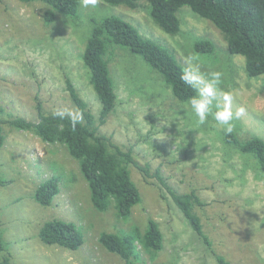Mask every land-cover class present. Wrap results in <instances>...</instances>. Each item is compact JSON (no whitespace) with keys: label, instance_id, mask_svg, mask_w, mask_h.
<instances>
[{"label":"rangeland","instance_id":"rangeland-1","mask_svg":"<svg viewBox=\"0 0 264 264\" xmlns=\"http://www.w3.org/2000/svg\"><path fill=\"white\" fill-rule=\"evenodd\" d=\"M49 9L41 1L0 0V119L6 135L0 152V232L5 246L1 260L7 258L8 264H126L99 244V236L137 229L143 234L150 217L163 233V248L152 256L137 242L139 256L133 264H218L154 176L159 169L178 193L194 189L200 195L205 206L196 212L217 254L232 264H264V173L257 161L227 145L223 127L211 116L200 124L189 103L178 102L159 72L142 57L125 48L115 50L110 70L118 104L100 127L123 149H132L139 165L149 166L153 175L146 180L130 166L142 201L128 218L120 217L114 206L107 212L94 207L78 162L63 146L45 143L8 123L15 118L37 122L39 101L46 114L77 115L67 90L68 78L99 118L101 103L82 57L93 20L110 16L124 19L144 37L169 47L182 65L198 67L205 79L211 72H220V88L233 94L232 112L244 109L233 121V131L240 138L264 139L262 79L249 77L245 59L231 55L220 30L189 7L178 12L181 31L177 35L165 33L146 6L132 10L97 0L95 7L85 8L80 3L77 19L58 15L46 24ZM200 39L213 42L216 51L199 54L194 45ZM223 103L217 95L215 106ZM52 177L60 179L59 193L45 207L34 194ZM53 219L74 223L83 234V245L72 251L43 243L40 230Z\"/></svg>","mask_w":264,"mask_h":264},{"label":"trees","instance_id":"trees-1","mask_svg":"<svg viewBox=\"0 0 264 264\" xmlns=\"http://www.w3.org/2000/svg\"><path fill=\"white\" fill-rule=\"evenodd\" d=\"M24 3L41 1L50 9L44 15L45 23L56 21L58 15L77 19L81 0H20ZM111 6H126L138 10L146 6L152 20L165 32L177 35L181 31L178 12L189 7L195 14L210 21L222 33L228 52L245 59L246 71L251 78H261L264 91V0H101ZM125 48L131 54L142 57L154 70L158 71L172 95L178 102H188L195 96L196 90L185 85L182 73L188 69L177 59L175 53L167 46L144 37L129 22L117 16L94 19L91 34L83 53L84 67L89 73L98 101L101 103L99 118L92 112L90 104L85 101L74 83L66 80L67 90L79 119L72 123L70 112L63 118L45 113L38 102V121L31 122L23 118L8 121L9 125L19 131L34 133L43 142L61 145L79 164L80 172L86 180L94 207L100 212H107L112 206L122 218L131 216L142 196L133 181L130 166H135L147 180L153 175L149 166H141L133 156L132 149L125 150L116 144L112 137L101 133L118 104L115 83L111 75L110 62L115 50ZM199 54H211L216 46L209 40L200 39L194 45ZM199 87V85H197ZM76 113L72 115L75 116ZM224 142L239 150L242 154L253 157L264 173V139L252 135L240 138L236 131L223 132ZM6 143L3 123L0 119V152ZM166 187L174 203L182 211L192 229L206 247L211 250L218 264H232L212 248V242L204 231L197 207L205 203L196 190L178 193L167 185L158 169L154 175ZM60 179L52 177L41 183L34 194V199L45 207H50L59 193ZM147 228L142 234L140 229L133 233L117 234L103 232L98 242L109 253L117 254L126 264H133L139 256L137 242L152 256L163 248L164 237L159 224L148 218ZM40 238L47 245H56L67 250H77L83 245L82 232L72 222L59 219L49 220L40 230ZM5 249L0 232V255ZM4 258L0 264H8Z\"/></svg>","mask_w":264,"mask_h":264},{"label":"clouds","instance_id":"clouds-1","mask_svg":"<svg viewBox=\"0 0 264 264\" xmlns=\"http://www.w3.org/2000/svg\"><path fill=\"white\" fill-rule=\"evenodd\" d=\"M97 0H81L82 7H95ZM222 74L220 72H211L210 78L205 79L199 72V68L186 69L182 75L181 80L185 85L192 87L196 90V95L193 96L189 101V105L198 117L199 123L204 124L209 116L223 127L225 133H232L234 130V120L239 119L244 113V109H239L235 114L232 112L231 105L233 101V94L230 91H224L220 88ZM203 85L197 87V85ZM217 95H220L224 101L223 106H215L214 100ZM54 115H59L63 118V112H56ZM72 116V123L75 125L79 119L78 115ZM164 134L160 138L165 139Z\"/></svg>","mask_w":264,"mask_h":264}]
</instances>
